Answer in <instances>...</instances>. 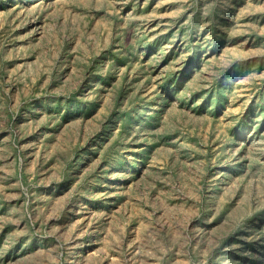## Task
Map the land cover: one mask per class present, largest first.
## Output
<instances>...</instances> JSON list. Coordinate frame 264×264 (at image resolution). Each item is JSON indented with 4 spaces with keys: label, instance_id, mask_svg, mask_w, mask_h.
<instances>
[{
    "label": "rangeland",
    "instance_id": "rangeland-1",
    "mask_svg": "<svg viewBox=\"0 0 264 264\" xmlns=\"http://www.w3.org/2000/svg\"><path fill=\"white\" fill-rule=\"evenodd\" d=\"M0 264H264V0H0Z\"/></svg>",
    "mask_w": 264,
    "mask_h": 264
}]
</instances>
